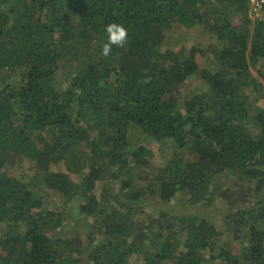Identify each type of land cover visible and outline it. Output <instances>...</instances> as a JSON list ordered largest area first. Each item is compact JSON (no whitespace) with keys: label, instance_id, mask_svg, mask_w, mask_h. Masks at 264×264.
Here are the masks:
<instances>
[{"label":"trees","instance_id":"obj_1","mask_svg":"<svg viewBox=\"0 0 264 264\" xmlns=\"http://www.w3.org/2000/svg\"><path fill=\"white\" fill-rule=\"evenodd\" d=\"M111 23L129 41L104 57ZM196 24L216 43L166 45ZM181 193L196 211L143 216L150 195ZM70 203L86 219L61 236ZM0 228V264H264V15L248 0H0Z\"/></svg>","mask_w":264,"mask_h":264},{"label":"rangeland","instance_id":"obj_2","mask_svg":"<svg viewBox=\"0 0 264 264\" xmlns=\"http://www.w3.org/2000/svg\"><path fill=\"white\" fill-rule=\"evenodd\" d=\"M217 37L214 33L209 32L206 30L205 27H203L200 24H196L193 27H188V28H175V29H170L168 30L167 37H166V45L169 46L170 48H177L182 44H185L186 46H190L191 44L194 43H201L204 46H208L210 43H216ZM207 64V62H206ZM209 66L211 67L212 64L210 63ZM66 72L67 68H62L60 67L58 79L60 82L65 83V78H66ZM186 88L191 92L193 90L200 89L201 87V82L198 78L194 77L188 82H186ZM252 95V102L256 104H261L260 99L255 98V93H251ZM142 141L143 143L147 144L149 148L153 150L154 153V159H159V160H164L167 158L168 154L170 153V150L166 147L161 146V141L157 140L156 138L152 137L151 135L147 133H142ZM55 168L60 167L62 169H66L67 167L64 163H60L58 165H54ZM144 182V180H142ZM116 183H114V187L116 186ZM61 196L60 195H54L48 197L49 200L53 201H60ZM173 205L167 204L164 205L161 199L158 198L156 195H150L146 201V205L142 208V211H144V215L149 214V213H158L161 209H165V216L166 218H171L172 215L179 214L182 212H194L196 211V206L191 205L187 201V194L186 193H181L178 197H175L173 199ZM69 217H67L66 224L61 226L59 228L58 235H71L73 233H76L80 229V218L83 217L82 220L86 219V216H83L80 214L79 209L77 207L76 203H70L69 205ZM215 209V208H214ZM216 210V209H215ZM222 210H217L216 217H220L221 215H218L217 213H221ZM139 214V213H138ZM139 217L142 218V215L139 214ZM91 220V218H88ZM2 230V228H0ZM233 237L235 238L234 233H231ZM228 234H225V237H227ZM233 238V239H234ZM235 241H232V245L235 248H239L240 246L238 245V240L234 239ZM218 245L216 247V251L219 249ZM142 257V254L140 252H135L132 253L130 259L132 261H138L139 258ZM165 264V263H164ZM166 264H172L171 260L167 261Z\"/></svg>","mask_w":264,"mask_h":264},{"label":"clouds","instance_id":"obj_3","mask_svg":"<svg viewBox=\"0 0 264 264\" xmlns=\"http://www.w3.org/2000/svg\"><path fill=\"white\" fill-rule=\"evenodd\" d=\"M107 42L102 47V55L108 57L112 54L113 46L123 48L129 41L128 29L123 24L111 23L105 28Z\"/></svg>","mask_w":264,"mask_h":264},{"label":"built area","instance_id":"obj_4","mask_svg":"<svg viewBox=\"0 0 264 264\" xmlns=\"http://www.w3.org/2000/svg\"><path fill=\"white\" fill-rule=\"evenodd\" d=\"M248 9L253 18L263 17L264 0H248Z\"/></svg>","mask_w":264,"mask_h":264}]
</instances>
